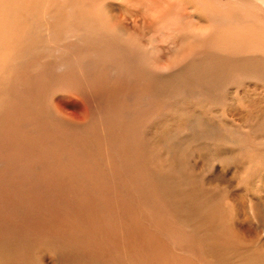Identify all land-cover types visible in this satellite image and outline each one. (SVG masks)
<instances>
[{"label": "bare ground", "instance_id": "1", "mask_svg": "<svg viewBox=\"0 0 264 264\" xmlns=\"http://www.w3.org/2000/svg\"><path fill=\"white\" fill-rule=\"evenodd\" d=\"M255 28L208 0H0V264H264ZM75 143L114 179L52 202Z\"/></svg>", "mask_w": 264, "mask_h": 264}, {"label": "rangeland", "instance_id": "2", "mask_svg": "<svg viewBox=\"0 0 264 264\" xmlns=\"http://www.w3.org/2000/svg\"><path fill=\"white\" fill-rule=\"evenodd\" d=\"M208 1H210V2L213 1V4L222 11H228L230 9L233 12H239L240 15H246V13H249L251 15H256V14L259 15V14H262L263 10H264L263 8L260 7V5L255 0H218V1L217 0H215V1L214 0H208ZM216 1L218 2V4H216ZM116 3H117L116 1L113 2V4L116 5L117 7L120 6L118 3L117 4ZM82 7L83 6H79L78 9L83 10ZM77 17L79 18V14L77 15ZM255 31H258V33L264 32V30L261 31V29H259V28H255ZM89 58H92V56H90ZM110 92H111V95H113L115 93L114 88L111 87ZM74 97H75L74 100H69L67 103H65V105H63L61 102L55 100L54 99L55 97L48 100L46 102V104H48L51 108H52V106L55 105L57 107L58 111L64 113L65 115H72V113L75 110L80 108V104H81L80 97L78 96V94H76V96H74ZM57 98H58V96H57ZM89 127H90V124L87 126L79 127V128H77V132L80 135H84V133L88 130ZM24 131H25V129L23 128L22 129V142L28 143V136H27V133ZM89 138H90V141H92L90 136H89ZM74 145H75V148H78L75 150V154L78 157L75 158L74 163L71 164V169H70L71 174L70 173L69 174L63 173L57 167L51 166V165H53V163L51 165H48L46 167V169H43L42 176H43L44 181H47V182L50 181L52 183L54 182V184H55V182H56L55 180H57V177H60L59 181H61V183H62L59 186H58V184L57 185L53 184L54 186H52V187H50L48 185V187H50L51 191H53L52 194H54V192H55V197L53 196L54 201H52V202H76L77 197L79 199V202H84V198L87 195V191H92V190H96V193H98L101 196V194L103 193V188H106L107 186H109L114 179V175H109L106 172V171L110 172L113 170H108L107 168L103 167V164H99L100 155L98 154V152H96V150L93 151V153L95 154V155L94 154L93 155L95 156V162L96 163H92L94 159L91 157V155L90 154L89 155L88 154L87 155L82 154L81 149H83V147H79L78 145H80V144L75 143ZM39 150H40V153L43 157L44 156L48 157V155L50 154L49 159L56 160V158L53 157L52 152H49V149L40 147ZM57 156L64 159V156H62L59 153L57 154ZM84 156L86 158H83ZM62 159H57V163L61 162ZM90 165L95 166V169L93 171H91L89 169ZM101 167H103V168H101ZM53 187L55 190L53 189ZM26 189H28V188H26ZM26 189H24L22 191H27ZM65 189H66V191H65ZM31 196H33V195L31 194ZM45 202H47V201H45ZM54 209H53V212H56V210H54Z\"/></svg>", "mask_w": 264, "mask_h": 264}]
</instances>
